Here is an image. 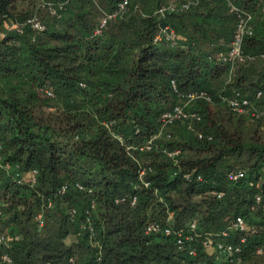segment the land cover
Instances as JSON below:
<instances>
[{
	"label": "trees",
	"instance_id": "trees-1",
	"mask_svg": "<svg viewBox=\"0 0 264 264\" xmlns=\"http://www.w3.org/2000/svg\"><path fill=\"white\" fill-rule=\"evenodd\" d=\"M65 1L0 0V145L10 165L0 166V234L19 237L0 246V264L3 254L12 264H233L201 240L238 216L247 230L226 241L245 240L243 262L255 256L264 241V212L252 210L255 196L264 200V120L232 113L221 98L239 92L264 110V0H231L254 17L243 51L256 57L231 76L215 59L235 27L222 0L163 13L168 0H132L99 34L121 0L59 9ZM34 16L43 31L26 24ZM165 25L175 46L154 42ZM172 80L181 92L206 90L211 102L191 107L199 121L175 123L140 151L180 104ZM233 170L244 178L228 181ZM192 221L200 237L181 250L174 236L144 232L150 222L178 230Z\"/></svg>",
	"mask_w": 264,
	"mask_h": 264
},
{
	"label": "built area",
	"instance_id": "built-area-1",
	"mask_svg": "<svg viewBox=\"0 0 264 264\" xmlns=\"http://www.w3.org/2000/svg\"><path fill=\"white\" fill-rule=\"evenodd\" d=\"M68 1V0H66ZM61 3L58 5L59 9L64 7V4ZM132 0H121L115 10L106 15L100 22L99 30L96 31V34L100 33V30L106 25V23L118 16H122L126 13L127 7ZM226 3L229 13L235 19V27L233 31L232 38L228 44V49L225 54H219L215 57L217 62H220L224 65H229V75L236 70V68L245 65L247 62H252L256 59V57L248 56L243 51V43L244 40L253 36L254 32V17L251 13L243 10L237 6H235L231 0H222ZM198 0H183L180 5L177 7L174 3V0H168V5L163 6L158 10V13H163L166 10L176 11V10H187L191 5L196 4ZM262 12L264 13V4H262ZM51 14H55V9L50 8ZM33 30L41 32L43 31L44 27L40 20L37 17H32L26 21ZM166 41L171 44V46L176 45V32L173 28L169 25H165L159 28L157 31L154 42H161ZM259 59L264 63V53L259 56ZM170 86L172 89L173 94L180 102V104L175 105L171 110L164 112L160 116V128L159 132L153 136V138L142 148L139 150H149L150 144L153 140L157 139L162 135L164 130L177 122H192V121H199L200 117L196 112L191 110V107L197 101H204V102H211V96L208 94L206 90H192L188 92H181L177 87V84L174 80L170 81ZM49 96H52L50 93L47 92ZM261 93L258 92L256 95V99H259ZM223 103L226 107L235 114H244L248 115L252 120H264V110L259 109L254 103L250 101L246 96H243L239 92H235L230 97H222L221 98ZM199 139H202V135H198ZM211 140L210 137L207 138ZM2 147L0 145V166L3 167L5 170H8L10 165L8 163H3L2 160ZM178 154V151L168 154L169 157H173ZM146 170L142 169L139 173V177L143 180V176ZM35 176L36 171L32 170L29 174L30 184H35ZM185 178H188L186 176ZM244 178V172L240 170H233L227 174V180L235 183L240 179ZM200 180V178H198ZM145 187L149 186V183H144ZM65 187L61 189V193L64 192ZM212 195L221 198L223 196L222 193H215L211 192ZM123 200H120L122 202ZM119 202V201H117ZM136 203V197L131 199V206H134ZM93 207V204H92ZM259 209L264 212V200L260 195L254 197L252 210ZM74 211L71 212V216L73 217ZM172 217L169 214L168 219ZM40 220V216L37 218ZM196 222L192 221L187 229H178L173 230L170 226L162 227L158 222H150L148 223L145 228L144 232L147 235H156V234H164L166 237L174 236L176 240V246L179 250L183 248L185 242H193L195 239L199 238L200 235L196 233ZM247 230L246 221L243 217L238 216L234 220H232L228 227L218 234L209 235L208 238L201 240V245L205 250L213 251L216 255V259H226L230 263L233 264H243V251L241 244L244 243V239L242 238L239 244H232L227 242L226 240L229 238L231 233L242 232ZM92 233V229L90 230ZM94 235L92 234L91 237ZM19 237L16 235L11 234H0V246H8L14 241H18ZM191 254H194L191 252ZM255 256L260 257L264 255V241L262 245L255 250ZM1 261L3 264H12L10 257L7 254H3L1 256ZM73 263V260H70ZM38 264H47L40 262ZM260 264H264V261Z\"/></svg>",
	"mask_w": 264,
	"mask_h": 264
},
{
	"label": "rangeland",
	"instance_id": "rangeland-1",
	"mask_svg": "<svg viewBox=\"0 0 264 264\" xmlns=\"http://www.w3.org/2000/svg\"><path fill=\"white\" fill-rule=\"evenodd\" d=\"M2 159H4L3 156H2ZM263 261H264V255L260 257L253 256L252 258L246 259L243 264H260Z\"/></svg>",
	"mask_w": 264,
	"mask_h": 264
}]
</instances>
